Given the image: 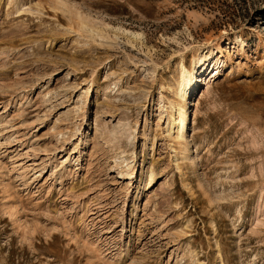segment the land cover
I'll return each instance as SVG.
<instances>
[{
	"label": "rangeland",
	"instance_id": "1",
	"mask_svg": "<svg viewBox=\"0 0 264 264\" xmlns=\"http://www.w3.org/2000/svg\"><path fill=\"white\" fill-rule=\"evenodd\" d=\"M0 264H264V0H0Z\"/></svg>",
	"mask_w": 264,
	"mask_h": 264
},
{
	"label": "bare ground",
	"instance_id": "2",
	"mask_svg": "<svg viewBox=\"0 0 264 264\" xmlns=\"http://www.w3.org/2000/svg\"><path fill=\"white\" fill-rule=\"evenodd\" d=\"M78 17L82 19L81 21L82 25H85L81 15H79ZM131 34L133 38L140 37V34H135V33H131ZM215 44H216V48L199 47L196 50V54L193 58L192 67H188L184 61L182 62L181 71L179 73V78L176 82V86L174 89L175 98L173 100H168L169 105L166 104V98L164 96H161V100L159 103L160 109L162 107L165 108L161 111L162 115L164 113L168 114L167 137L169 138L170 143L172 142L171 147L173 148V153L171 156L172 158L170 162L172 163V165L175 164L178 169H181L184 166H186L189 160H194V157H189L191 148H190V142L188 141V136H187L189 130H188V112L186 110V100H187V95L192 92L194 85L199 83V76L197 75L199 70H203L206 67L208 62L213 58L214 54L216 53L214 50L218 49V47L221 45V42L219 43V41H217ZM215 65H218V64L216 63ZM115 84L116 86L118 85L117 83ZM119 90L121 92H124L122 87H118L117 91ZM147 143H148L147 138H145L143 145H142L143 150H145ZM134 153H135V150H134ZM119 159L121 160L116 161V165L121 167L122 169L119 171V173L122 176H125V179L126 177H128L129 179H133L134 169H135L132 164L133 161H131V159L123 155ZM148 171L149 172H148L147 180H148V184L150 185L156 180L157 173L155 171L154 165L151 166L150 170ZM180 171H183V169ZM24 173L25 172L23 170L22 172H20L21 175H23ZM128 248L130 249V247Z\"/></svg>",
	"mask_w": 264,
	"mask_h": 264
}]
</instances>
